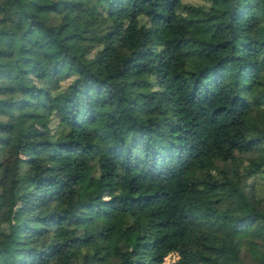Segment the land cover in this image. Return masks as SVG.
I'll list each match as a JSON object with an SVG mask.
<instances>
[{"label": "trees", "instance_id": "16d2710c", "mask_svg": "<svg viewBox=\"0 0 264 264\" xmlns=\"http://www.w3.org/2000/svg\"><path fill=\"white\" fill-rule=\"evenodd\" d=\"M172 251L264 264V0H0V264Z\"/></svg>", "mask_w": 264, "mask_h": 264}, {"label": "rangeland", "instance_id": "374dc122", "mask_svg": "<svg viewBox=\"0 0 264 264\" xmlns=\"http://www.w3.org/2000/svg\"><path fill=\"white\" fill-rule=\"evenodd\" d=\"M185 2H188V3H200L201 0H185ZM39 126L42 128V129H45V130H49L50 128L53 127V121H49L46 120V119H42L40 122H39Z\"/></svg>", "mask_w": 264, "mask_h": 264}, {"label": "built area", "instance_id": "2783aa9c", "mask_svg": "<svg viewBox=\"0 0 264 264\" xmlns=\"http://www.w3.org/2000/svg\"><path fill=\"white\" fill-rule=\"evenodd\" d=\"M178 258H179V253L176 251H172L168 255H166L165 263L176 264Z\"/></svg>", "mask_w": 264, "mask_h": 264}]
</instances>
